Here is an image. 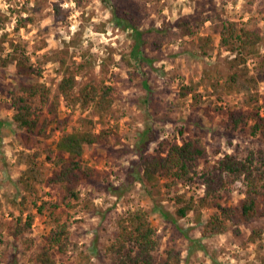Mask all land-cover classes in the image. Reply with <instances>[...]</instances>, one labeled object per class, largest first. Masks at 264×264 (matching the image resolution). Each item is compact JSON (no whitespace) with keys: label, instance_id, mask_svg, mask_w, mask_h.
I'll return each instance as SVG.
<instances>
[{"label":"rangeland","instance_id":"374dc122","mask_svg":"<svg viewBox=\"0 0 264 264\" xmlns=\"http://www.w3.org/2000/svg\"><path fill=\"white\" fill-rule=\"evenodd\" d=\"M136 1L141 4L144 28L167 26L173 34L178 29L174 22L188 18L193 29L188 35L167 37L159 48L148 47L149 56L158 58L153 65L135 67L123 59V54L132 48L130 31L113 22L106 1L0 0V41L4 34H8L9 40L5 43L4 55L13 51L10 41L22 44L31 63L41 71V76L23 77L18 74L13 58L7 66L0 65V222L12 224L20 216L11 199L20 200L26 193L19 178L27 165L18 162V157L22 151L32 149L25 148L20 141L28 133L16 124H8L14 114L9 91L20 81H44L56 94L65 67L55 58L62 52L67 64L77 70L80 84L105 81L116 90L113 109L103 121L93 114L91 107L70 105L60 98L58 118L65 127L56 128L52 124L54 128H49L51 142L63 130L82 126L96 133L102 129L108 131L104 141L86 150L85 159L96 168L97 175L81 184L77 207L67 211L65 219L76 245L59 254L57 264H79L80 253L87 255L85 264H116L114 255L106 251L115 236L116 220L140 208L148 212L161 236L159 255L175 248L180 251V264H264V217L249 225L240 224L239 233L235 232L237 226L231 224L224 233L204 236L203 227L216 212L210 206L178 219L177 226L153 211L155 204H162L175 214L179 205L172 198L177 194L199 200L205 195L200 181L181 183L168 193L164 178L143 183L130 174L141 161L134 146L148 124L153 127L156 138L148 144L145 154L154 153L162 140L181 143L190 136L204 141L210 162L225 153L245 156L250 148L264 147V138L251 134L254 121L250 119L248 125L233 130L229 117L231 110L247 116L256 112L264 116V66L258 60L238 66L235 55L220 44L223 21L245 24L264 36V0ZM20 16H33L34 21L28 20L26 26L15 29ZM208 38L211 41L205 45ZM261 49L264 56V41ZM79 63L86 65L81 71L77 69ZM235 71L241 82L246 83L245 89L227 92L217 85ZM144 77L148 78L151 98L145 89ZM193 85H196L194 90L184 93V86ZM90 120L94 123L90 124ZM39 164L44 176L52 173L54 166L46 156L39 159ZM111 186H118V193ZM245 188L243 182H237L224 194L222 204L239 205ZM61 196L58 187L47 183L38 185L39 204L43 200L59 203ZM24 209V219L28 214L34 215L28 239L14 241L6 227L0 237V264H34V256L52 229L47 208L39 211L27 202ZM256 227L263 232L251 242L249 237ZM191 239L201 240L203 247L194 248Z\"/></svg>","mask_w":264,"mask_h":264},{"label":"trees","instance_id":"16d2710c","mask_svg":"<svg viewBox=\"0 0 264 264\" xmlns=\"http://www.w3.org/2000/svg\"><path fill=\"white\" fill-rule=\"evenodd\" d=\"M103 1L110 6L113 22L122 29L130 31L132 48L130 52L123 54V59L130 66L153 65L158 58L149 56L148 47L159 48L167 37L188 35L193 31L188 18H180L174 22V26L178 29L172 32L173 34L169 32L167 26L147 29L142 25V8L138 1ZM23 10L27 11L26 8ZM28 20L34 21V17L20 16L15 29L26 26ZM8 41V34H4L0 41V65L7 66L9 59L13 58L16 60L19 75L31 78L32 75L41 76L40 69L31 63V58L22 44L18 45L10 41L13 51L4 55L5 43ZM210 41L208 38L205 45ZM263 41L264 36L256 29L232 20L222 22L220 44L235 55L234 62L238 66L246 64L249 60H258L264 66L261 49ZM56 57L58 58L55 59H58L65 67L56 94L52 93V88L44 81H20L9 91L14 114L8 124H16L28 133L20 141L25 148L32 149L22 151L18 157V162H25L27 165L19 178L26 193L20 200L11 199L13 205L19 209L20 216L12 224L0 222V237L4 235L7 227L14 241L27 240V234L31 231L34 222V215L28 214L24 219L25 204L31 202L38 207L39 211L47 208L50 212L52 229L34 256V264H57V256L69 251L72 244L76 245L71 239L70 224L65 216L68 210L77 207L81 199V184L97 175L96 168L88 164L85 159L87 148L101 143L108 134V131L104 129L96 133L82 126L72 131L63 130L57 140L49 141V128L64 129L65 127L58 118L59 99L62 98L70 105L80 104L83 108L91 107L93 114L102 121L112 111L115 103L116 88L113 85L105 81L98 84L93 80L80 84L77 70L67 64V59L62 52ZM85 66L84 63H79L77 69L81 71ZM147 79L144 77L143 83L148 97L151 98L152 92ZM217 85L227 92H241L246 88V83L241 82L237 71L231 73L226 81L218 82ZM195 88L196 85L184 86V93ZM229 117L233 130L241 125H248L251 119L254 121L251 125V134L264 138V116L259 112L247 116L231 110ZM1 122L5 123L4 120ZM89 123L93 124L94 121L90 120ZM52 124L56 126L53 127ZM155 138L153 127L148 124L134 146L141 161L138 165L134 163L137 167L130 171L133 179L144 183L164 178L168 193H172L181 183L198 180L205 192L199 200L193 197L187 198L183 194L173 196L172 199L179 205L175 214L165 209L162 204H155L153 211L159 213L165 220L177 226L178 219L185 218L192 211L198 213L202 208L210 206L216 209V212L206 222L202 233L204 236H211L226 232L231 224L237 226L235 232L239 233L240 224L249 225L264 217V147L262 145L248 149L245 156L225 153L214 162H210L208 148L200 137L190 136L184 138L181 143L162 140L154 153L145 154L148 144ZM42 156H46V159L50 160L54 166L52 173L48 176H44L39 168L41 166L39 159ZM237 182H243L246 186L243 191L244 198L240 200L239 205H223L221 200L224 194H228ZM41 183L58 187L62 191L61 201L55 203L43 200L39 204L36 195L38 185ZM111 188L114 193H118V186L117 188L111 186ZM29 197L33 198L30 200ZM115 226L114 239L106 246V251L114 255L116 264L181 263L180 251L175 248L168 249L164 255L158 254L161 236L149 219L146 210L140 208L119 216ZM179 229L188 236L184 229L180 227ZM262 232V228H254L249 237L250 241H256ZM29 241L32 244V240ZM191 242L194 248L203 247L199 239ZM86 256L80 253L78 263L85 264Z\"/></svg>","mask_w":264,"mask_h":264}]
</instances>
